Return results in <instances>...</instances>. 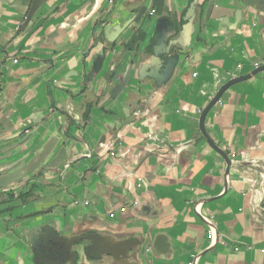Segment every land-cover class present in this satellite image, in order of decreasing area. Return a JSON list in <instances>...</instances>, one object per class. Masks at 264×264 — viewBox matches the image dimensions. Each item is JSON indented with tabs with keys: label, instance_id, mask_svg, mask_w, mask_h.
I'll return each mask as SVG.
<instances>
[{
	"label": "crops",
	"instance_id": "crops-1",
	"mask_svg": "<svg viewBox=\"0 0 264 264\" xmlns=\"http://www.w3.org/2000/svg\"><path fill=\"white\" fill-rule=\"evenodd\" d=\"M252 1L50 0L27 26L32 0L0 3V165L53 139L66 151L54 171L0 192V264H46L35 262L36 235L45 251L54 235L100 236L101 257L81 250L76 264H264V72L207 115L229 172L199 128L223 85L264 65V0ZM167 13L176 74L157 87L138 78L136 58L113 96ZM103 23H130L113 51Z\"/></svg>",
	"mask_w": 264,
	"mask_h": 264
},
{
	"label": "water",
	"instance_id": "water-1",
	"mask_svg": "<svg viewBox=\"0 0 264 264\" xmlns=\"http://www.w3.org/2000/svg\"><path fill=\"white\" fill-rule=\"evenodd\" d=\"M50 0H32L27 19L26 26L30 23V21L34 18L35 14L38 12L40 8H42L46 3ZM246 5L254 6L251 0H238ZM3 0H0L2 3ZM214 6V2L211 1L208 14H211ZM195 3L193 2L188 9V12L185 16V21H187L188 25H193L194 12H195ZM258 10L264 12V7H257ZM105 26V23H103ZM130 23L125 26L114 25V26H105L106 27V36L111 33L113 38H108V43H110L109 49L113 51L116 42L119 37L128 29ZM187 27V26H186ZM186 29V28H185ZM176 29L173 24L170 23V17L167 13L166 16L160 19L156 29V35L144 51L139 52L137 55L133 57L131 63V69L126 73L125 79L121 82H118L117 86L113 90V96H116L120 91L126 87L129 81L132 79V75L135 74L136 66V58L141 59V63H139V70L136 71V75L139 79H151L157 85V87H162L167 85L174 75L176 74V68L179 63V55L174 54L172 50V42L169 40L170 35H175ZM107 50L104 49L101 56H98L96 60L93 62V66L90 72L86 76V84H91L94 78L102 72L104 67V63L107 59ZM113 73L111 78L113 79L116 76V69H112ZM264 72V65L257 67L253 72L248 75L241 76L235 79L230 80L228 83L223 85L215 97L211 100L208 106L202 111L199 128L206 139L207 143L210 145L212 149H214L219 155H221L227 162L228 172L231 166V161L227 157V155L218 148L214 142L209 137L205 128V121L208 113L212 110V108L220 101L224 93L229 90L231 87L247 81L252 77L256 76L259 73ZM58 145V141L56 139L50 140L47 144H45L40 150H38L33 157L27 162V159L30 155H27L22 158H18L15 161L8 163L4 166L0 165V192L2 191H11L18 187H24L27 185L28 181L33 178V176L38 172V170L45 166L46 169L44 173L48 171L52 172L56 168L60 167L62 162L65 159V149L61 150L57 154L56 147ZM52 241L51 246L48 250L42 249L40 244V238L38 235L32 237L30 239V244L34 250L35 262L46 261V264L51 262L57 264H76L80 258L81 250L85 252L86 257L100 258L101 253L104 252V241L100 236L96 235H87L83 237H79L77 239H73L72 241H67L62 239L61 237L54 235V237H50ZM90 241L91 245L88 247H82V245L86 242ZM132 249H128L127 252H130ZM126 253V252H125ZM125 253H123V257H125ZM95 254V255H94Z\"/></svg>",
	"mask_w": 264,
	"mask_h": 264
},
{
	"label": "trees",
	"instance_id": "trees-1",
	"mask_svg": "<svg viewBox=\"0 0 264 264\" xmlns=\"http://www.w3.org/2000/svg\"><path fill=\"white\" fill-rule=\"evenodd\" d=\"M33 194V190L29 191L28 193L24 194V196L26 195L27 197L32 196ZM21 196H23V194L21 193Z\"/></svg>",
	"mask_w": 264,
	"mask_h": 264
}]
</instances>
